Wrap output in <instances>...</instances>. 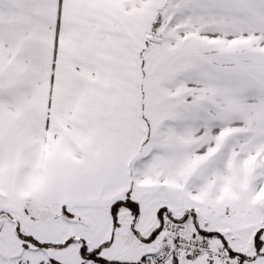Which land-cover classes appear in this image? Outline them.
<instances>
[{"label": "snow or ice", "instance_id": "1", "mask_svg": "<svg viewBox=\"0 0 264 264\" xmlns=\"http://www.w3.org/2000/svg\"><path fill=\"white\" fill-rule=\"evenodd\" d=\"M0 264H264V0H0Z\"/></svg>", "mask_w": 264, "mask_h": 264}]
</instances>
